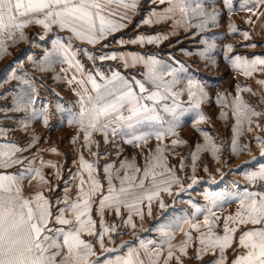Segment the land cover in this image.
Wrapping results in <instances>:
<instances>
[{
    "label": "snow or ice",
    "instance_id": "1",
    "mask_svg": "<svg viewBox=\"0 0 264 264\" xmlns=\"http://www.w3.org/2000/svg\"><path fill=\"white\" fill-rule=\"evenodd\" d=\"M158 3L165 6L163 10L152 9L149 16L140 23L152 24L173 20L174 24L184 23L185 28L194 26L203 30L209 24H215L217 20V9L208 8L203 0H158ZM252 3L254 7L241 4V8L250 14L245 19V23H254L252 16H256L257 19L264 16V12L257 11L261 5H264V0H252ZM224 7L231 12V0H224ZM137 8L138 0H0V57L8 54L7 50L10 46L27 40L24 29L30 25L42 27L45 34L51 31L53 26L71 33L67 37V43L62 42L60 38L53 39L52 47L45 50L44 55L34 63V66L37 71L45 72L55 63H66L69 68L74 67L80 74L79 79L74 74L67 80L68 85L73 83L80 85L79 90L72 89L78 97L79 112L72 113L68 121L69 124L78 125L77 135L72 137L73 144L81 132L84 148H88L93 143L91 139L93 133L102 134L105 143H108L109 133L113 137H126L124 142L135 144L136 147L140 146V141L146 143L148 136L153 134L161 142L156 146V155L149 154L143 169L137 167L134 161H121L120 169L116 170L115 175L119 187L113 182L111 171L113 166L105 164L106 191L104 185L94 175L96 169L93 164L81 155L79 168L82 171L76 173L79 181L75 185L76 196L74 199L69 197L66 186L65 195L63 199L57 198L55 209L51 200L44 194L45 190L51 191L52 188L42 173L45 164L57 168L52 161H41V167H29L18 175L0 174V264H101L93 243L85 239V235L97 240L102 253H112L127 248L123 255L104 259L102 264H170L173 259L175 264H183L182 257L188 255L187 249L193 242V231L198 233L195 237L198 245L195 248L196 259H199L203 253H215L219 250L220 257L215 264H224L225 249L232 248L237 228L240 226L244 227L241 228L238 243L233 248L234 258L231 264H264V191H250L247 188L236 193L223 190L212 193L205 191L204 199L207 203L204 206L196 205L189 200L188 203L195 209L191 216L169 217L154 229L160 234L159 242L141 240L138 245L130 246L129 241H124L118 248H106L104 245V237L118 231L117 225H105L103 220L105 209L114 210L118 217L122 208L127 209L128 215L123 223L135 229L133 214L143 220L141 207L144 201L148 202V214L151 215V203L154 199L159 200L161 208L166 207L163 199L160 198L161 192L171 195L173 184L177 185L178 193L185 190L174 169L168 168L165 164L162 143L165 136L176 135L175 130L180 126V116L183 112L196 111V118L192 121L194 126L207 119L199 111L201 101L207 99L204 87L192 77H188L186 89L180 88L182 78L178 74L185 71L184 66L181 64L179 68H173L155 55L145 58L139 53L112 52L93 57L85 50L89 59L119 58L124 66L128 67L130 58L133 65L142 63L148 71L145 73L146 82L135 79L134 83L130 82L115 70L110 77L97 71L95 76L87 74L86 80L83 78V65L76 59L72 39L91 45L98 44L110 34L126 28L131 23V15L136 13ZM177 14L181 19H177ZM193 18H199L195 25L191 23ZM229 31L235 32V26L230 24ZM242 35L245 39H249L248 32H243ZM164 39H167L166 34L157 33L148 36L138 35L128 41L121 38L116 40V43L159 44ZM205 44V51L214 47L207 42ZM225 47L226 59H228L227 52L231 51V45ZM200 55L203 56L204 53ZM28 59L32 60V57L29 56ZM258 65L261 66L259 69ZM231 66L240 70L245 76H252L257 70L264 71V58L253 57L249 60L235 56L231 58ZM26 75L18 76L15 70L9 75L10 80H18L21 85L20 91L13 97L15 106L13 110L28 112L32 116L40 115L47 125L46 111L38 112L34 107L36 88L30 79L25 78ZM97 76L102 82L95 78ZM54 78L59 79L58 76ZM86 83L91 85L90 91ZM257 83L264 88V79L258 80ZM241 91L237 86L236 95L230 105L236 119L232 129L234 154L238 152L236 137L239 135L240 127L247 123L248 131H252L251 125L254 123L252 118L264 117V112L242 99ZM243 91L252 90L245 87ZM185 92L188 97L187 107L180 100ZM228 95L218 94L216 103L229 106ZM169 99L172 101L171 104L166 103ZM220 116L223 118L225 113L221 111ZM256 126L261 128L259 123H256ZM145 127H158L159 130L144 132L142 129ZM202 134L205 143L197 144L196 151L192 152L193 161L196 160L197 153L204 149H210L213 158H216L217 146L209 144L210 138L206 132ZM36 140L37 137L33 135L29 147ZM256 140L260 154L264 156V140L258 136ZM183 143L185 142L180 139L171 140L173 146ZM244 150H247L246 147ZM20 151L23 149L15 144L0 146V168H9L14 164L22 163V159L15 155ZM49 151L56 153L58 150L52 147ZM91 154L99 155L98 152ZM183 167V158H181V170ZM121 170L124 172L123 176L119 175ZM193 171H195L194 167ZM83 172L87 173L86 178ZM54 175L59 177L58 169ZM243 175L249 184L264 183V164H261L258 170L245 172ZM25 179H28L30 187L33 180L37 181L35 190L27 195L23 184ZM191 180L192 183L188 184L187 188H191L196 183L194 176ZM146 182L151 186L146 188ZM226 196H235L238 207L234 214L221 218L213 209L220 207V202L224 201ZM94 206L96 214L101 218L100 231L96 230V221L92 218ZM197 212L203 214L202 221L195 219ZM221 219H223V233L217 234L214 229L218 227V221ZM177 230L182 233L184 239L173 243ZM111 240L112 237L109 236V241ZM153 244L155 247H151Z\"/></svg>",
    "mask_w": 264,
    "mask_h": 264
},
{
    "label": "rangeland",
    "instance_id": "2",
    "mask_svg": "<svg viewBox=\"0 0 264 264\" xmlns=\"http://www.w3.org/2000/svg\"><path fill=\"white\" fill-rule=\"evenodd\" d=\"M208 8H216L218 15L215 24H209L203 30L196 27L185 28L184 23L174 24L173 20L160 21L158 24H149V35L166 31L170 33L167 39L162 40L159 44L144 43V46L136 43L133 46H123L116 48H107L109 44L105 43L97 47L86 48L85 46H73L76 51V59L83 65V73L86 80L87 74L95 76L97 71L110 77L113 70L118 71L128 81L134 83L135 80L146 82L145 73L148 69L142 63L132 64L129 58L128 67L117 58L115 60H99L89 59L85 54V50L93 57L106 55L107 51L115 50L120 53H139L145 58L149 55H155L158 59L170 65L173 68H179L182 64L185 68L183 73L178 75L182 78L180 88L187 87V78L192 77L198 81L207 93V99L201 101L199 111L202 112L207 119L200 121L197 125H193L192 121L196 118V111H185L180 116V126L175 130V136H165L162 147L163 155L166 158L165 164L168 168L174 169L176 175L180 178L185 186L184 191H177V185H172L171 195L161 192L160 198L163 199L165 208H161L158 199H154L151 203V215L148 214V202L144 201L141 207L143 220L133 214V221L136 225L135 229L127 227L123 220L127 218V209H121V215H115V211L104 210L103 220L106 226L117 225V233H109L104 237V245L106 248H118L122 242L129 241L130 246L138 245L141 240H153L159 242L160 234L154 229L159 224L164 223L169 217L173 216H191L195 211L191 204L204 206L206 201L204 193L219 192L221 190L230 193L242 192L244 189L250 191H264V183L257 182L249 184L244 177L245 172L258 170L261 164H264V156H261L256 137L264 140V117H253L254 123L251 125L252 131H248L247 123L240 127L239 135H237L238 152L233 153V125L236 119L233 116V109L230 107L233 98L236 95L237 86L241 88V97L248 104L257 110L264 112V88L257 83L258 80L264 79V71L257 70L252 76L243 75L240 70L231 66V58L240 56L251 60L253 57L264 58V16L257 19L252 16L254 23H245V19L250 15L241 8V4L253 6L252 0H231L232 11L229 12L224 7V0H203ZM164 6V5H162ZM151 7H149L150 9ZM257 11L264 12V5H261ZM177 19H181L177 14ZM199 18H193L191 23L195 25ZM234 25L235 32L229 31V25ZM31 28V29H30ZM146 29V28H145ZM27 37L26 41H21L15 46H10L6 55L0 57V146L15 144L23 151L15 153L22 159V163L14 164L9 168H0V174L18 175L20 172L26 171L29 167H41V161H52L57 168L48 167L46 164L42 167V173L50 182L51 191L45 190L44 194L48 197L55 209L57 198L63 199L65 195V187L68 189V196L75 198L76 187L79 182L76 177L77 172L82 170L79 168V157L82 155L86 161L93 164L96 172L94 175L98 177L104 189H107V181L105 180L104 166L111 164L113 173V182L119 187V181L115 179L116 170L120 169L121 161L132 162L136 166L143 169L149 154L156 155V146L161 143L156 136L150 135L147 142L140 141V146L125 143L126 137H113L110 133L108 143L104 142V138L100 133H93L91 143L88 148H84L83 133L81 132L73 144L72 137L77 135L78 125L69 124V118L72 113L79 112L77 103L78 97L74 94L73 88L80 89V85L73 83L67 84V80L76 74L78 79L80 74L76 72L74 67L69 68L66 63H55L49 71H37L34 66L44 55L45 50L50 49L47 46L48 39L53 37L54 31L51 29L48 33H44L43 29L30 25L24 29ZM126 32V31H124ZM243 32L249 33V39H245ZM43 37V39H41ZM205 42L214 45L205 51ZM146 44L148 46H146ZM231 45V51L227 52L226 47ZM249 45H255L251 47ZM204 53L203 56L200 53ZM43 53V54H41ZM31 56L32 60L28 57ZM171 57V58H170ZM261 66H257L259 69ZM65 69V71H61ZM15 70L18 76H25L33 82L36 88V101L34 107L38 112L46 111L48 123L43 122L40 115L32 116L28 112L14 111L13 97L20 91V82L18 80H10L9 75ZM59 77L55 79L54 77ZM99 81V77H95ZM102 82V81H99ZM151 88V85H148ZM86 87L91 90V85L86 83ZM245 87L252 91H243ZM138 91V89H137ZM220 93L229 94L227 96V104H217V96ZM256 93V95H253ZM185 107L188 104L187 93L180 97ZM169 99L166 103L171 104ZM223 111L225 116L221 118L220 113ZM127 114V113H125ZM256 123L261 125L257 128ZM197 129H200L198 131ZM159 128L142 129L144 132H155ZM206 132L210 138L209 144L217 146L213 158L210 149H204L197 153V158L193 161L192 152L196 151L197 144H204L205 137L202 134ZM33 135L37 137L35 143L29 147ZM172 139H180L185 143L173 146ZM97 145H99L97 147ZM55 147L58 151L53 153L49 151ZM246 147L247 150H244ZM98 152V156L91 153ZM183 158L184 167L180 168V161ZM76 161V163H73ZM193 167L195 171H193ZM59 170V177L54 173ZM206 169V170H205ZM162 171V169H157ZM129 171H131L129 169ZM124 172H119L123 176ZM142 174V173H141ZM85 178L87 173L83 172ZM196 178V183L191 188L187 185L192 183L191 177ZM25 195L35 190L37 181L33 180L31 187L28 179L23 181ZM146 188L150 187V183L146 182ZM220 207L214 208L213 211L221 218L234 214L238 205L235 196H226L225 200L220 202ZM92 218L96 221V230L100 231V216L95 212V206L92 212ZM196 220L202 221L203 214L197 212ZM237 228L235 240L232 248L225 249L224 264H231L234 258L233 248L239 240L241 228ZM251 227V225H248ZM204 231V229H201ZM217 234L223 233V219L218 221V227L214 229ZM198 235L192 232L193 242L188 247V255L182 257L183 264H215L219 259L220 252L203 253L199 259L195 257V248L198 246L195 237ZM109 236L112 237L111 242ZM85 239L91 241L97 252V258L102 261L116 255H123L127 248L112 253H102L100 245L96 239L85 235ZM182 233L177 230L173 243L183 240ZM151 247H155L153 244ZM170 264H175L173 259Z\"/></svg>",
    "mask_w": 264,
    "mask_h": 264
},
{
    "label": "crops",
    "instance_id": "3",
    "mask_svg": "<svg viewBox=\"0 0 264 264\" xmlns=\"http://www.w3.org/2000/svg\"><path fill=\"white\" fill-rule=\"evenodd\" d=\"M149 7H151V8L149 9ZM164 7L165 6H162L161 4L158 3V0L155 3L153 2V0H138V8L136 10V13L131 15V23H129L126 28L118 30L117 32L110 34L105 40L100 41V43L95 44V45L87 44L86 42L77 40L75 38L72 39L71 43L73 46L74 45L78 46V47L79 46H85L86 48L97 47V46L101 45L102 43H105V45L109 44L107 48H109V47L110 48H116V47H123V46H133L132 43H125L123 45L117 44L116 40L123 38L125 41H128V40L134 39L138 35L148 36L149 31H147V30H149L148 28L150 25L149 24H142V23H140V21H142L143 19L148 17L150 14V11L152 9H156L157 11H162ZM121 11H123V10H121ZM158 23H160V22H158ZM158 23H156V24H158ZM152 24H155V22ZM137 25H139V26H137ZM34 26L36 27V29L37 28L42 29V27H40V26H37V25H34ZM52 29L55 33H54L53 37L48 39V42H47L48 48L52 47V40L53 39L60 38L62 40V42H64V43L68 42L67 37L70 36L71 33L67 32L66 30L62 31L57 26H53ZM124 31H126V32H124ZM160 32L161 33H159V34H168V35L171 34V32L166 33V31H164V33H163V31H160ZM141 46H144V44ZM146 46H148V45L146 44ZM112 52L116 53L117 51L110 49V51H107L106 53L109 54ZM41 54H43V53H41Z\"/></svg>",
    "mask_w": 264,
    "mask_h": 264
}]
</instances>
